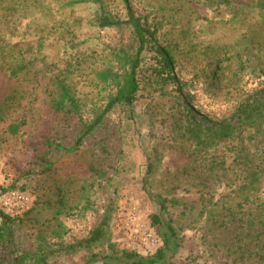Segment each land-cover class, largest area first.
<instances>
[{
  "label": "rangeland",
  "instance_id": "rangeland-1",
  "mask_svg": "<svg viewBox=\"0 0 264 264\" xmlns=\"http://www.w3.org/2000/svg\"><path fill=\"white\" fill-rule=\"evenodd\" d=\"M128 2L156 28L175 79L157 74L161 57L148 46L133 105L114 107L69 151L115 90L96 72H121L114 51L135 50L127 25H99L102 16L126 19L125 4L0 0V189L24 186L33 209L7 222L0 264L34 254L42 238L48 264H104L121 250L150 256L165 234L161 264H264V110L237 126L244 104H264V0ZM19 64L26 68L14 75ZM57 77L78 114L51 109ZM190 108L228 120L233 133L207 144L203 134L190 138ZM103 220V238L84 244ZM139 230L159 238L154 251L134 239Z\"/></svg>",
  "mask_w": 264,
  "mask_h": 264
},
{
  "label": "trees",
  "instance_id": "trees-1",
  "mask_svg": "<svg viewBox=\"0 0 264 264\" xmlns=\"http://www.w3.org/2000/svg\"><path fill=\"white\" fill-rule=\"evenodd\" d=\"M223 3H228V0H220ZM125 4L127 15L126 19H115L110 17L102 16L100 18L99 25L101 27L106 26H117L121 27L127 25L132 32L134 42L136 44L135 50L132 54H128L123 50L114 51L116 59L121 64V72H114L110 68L102 69L96 72V79L101 82H112L114 84V92L108 95L107 101L103 107L95 110L94 117L86 124L83 125L79 135L77 136L73 145L69 148V151H78L83 139L90 135L92 131L102 122L103 118L111 111L114 107H131L136 98V94L139 90V79L138 69L142 59V54L148 46H153L157 54L160 55L159 67L155 69L157 74L161 75L163 79H175L173 69V58L169 50L165 47L159 46L155 42L154 34L156 28H150L145 26L139 17L134 16L130 9L128 0H122ZM27 65V63H26ZM25 64H19L12 69L14 75L22 72L26 68ZM56 94L50 103L51 109L58 115L68 116L78 114L80 107L76 97L71 93L69 86L66 84L64 79L55 80ZM264 110V104H257L251 106L250 104H244L239 110L237 126H241L243 123H253L254 116ZM188 126L185 130L190 133V138L195 139L197 142L201 141L202 134L204 135V143L221 141L228 138L234 130V126L228 120L224 119L217 123H213L206 117L198 116L197 112L190 108L185 113ZM191 123V124H189ZM7 131L11 134H15L18 131L16 124H10L7 127ZM50 143V142H49ZM58 146V144H54ZM56 171V168H55ZM48 173V172H47ZM6 190H19L29 193L24 187H4L0 191ZM32 191V189H30ZM59 203V202H58ZM61 204V203H59ZM30 208L22 214L20 217H11L7 214L0 212L1 224H0V241L12 239V233L9 231L7 222L9 220L17 219L18 221L23 220V216H28ZM106 220H103L99 226L94 228L90 232V236L86 238L83 243L86 245L98 242L103 238L104 227L106 226ZM170 232L173 230L169 227ZM170 235H163L162 246H159L150 256H144L133 250H121L118 257H112L110 260L104 261V264H161L165 258V250L169 246ZM50 253V248L42 240H39L37 244V250L34 254L22 253L17 258V264H48L47 258Z\"/></svg>",
  "mask_w": 264,
  "mask_h": 264
},
{
  "label": "built area",
  "instance_id": "built-area-1",
  "mask_svg": "<svg viewBox=\"0 0 264 264\" xmlns=\"http://www.w3.org/2000/svg\"><path fill=\"white\" fill-rule=\"evenodd\" d=\"M31 204L30 194L25 191H0V212L11 217L22 216ZM132 236L146 251H154L159 246L160 240L151 230H139Z\"/></svg>",
  "mask_w": 264,
  "mask_h": 264
}]
</instances>
